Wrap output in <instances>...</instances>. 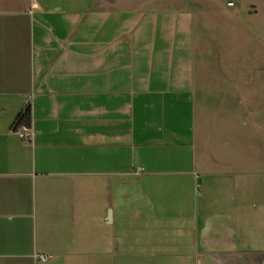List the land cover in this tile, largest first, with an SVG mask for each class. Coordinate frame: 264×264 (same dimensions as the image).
<instances>
[{
	"label": "crops",
	"instance_id": "obj_1",
	"mask_svg": "<svg viewBox=\"0 0 264 264\" xmlns=\"http://www.w3.org/2000/svg\"><path fill=\"white\" fill-rule=\"evenodd\" d=\"M194 1L0 0V264H264L258 65Z\"/></svg>",
	"mask_w": 264,
	"mask_h": 264
},
{
	"label": "rangeland",
	"instance_id": "obj_2",
	"mask_svg": "<svg viewBox=\"0 0 264 264\" xmlns=\"http://www.w3.org/2000/svg\"><path fill=\"white\" fill-rule=\"evenodd\" d=\"M189 8L198 16L200 45L218 59L217 49L233 48L241 62L258 65L260 95L264 97V0H195ZM230 57V55H226ZM250 68V66H249Z\"/></svg>",
	"mask_w": 264,
	"mask_h": 264
},
{
	"label": "built area",
	"instance_id": "obj_3",
	"mask_svg": "<svg viewBox=\"0 0 264 264\" xmlns=\"http://www.w3.org/2000/svg\"><path fill=\"white\" fill-rule=\"evenodd\" d=\"M30 108H31V99H28L26 101L24 109L22 110V114L29 112ZM13 130H14V133H16L23 142H26V143L32 142L33 136H34L33 132L28 125H25L21 122V116L16 121Z\"/></svg>",
	"mask_w": 264,
	"mask_h": 264
},
{
	"label": "trees",
	"instance_id": "obj_4",
	"mask_svg": "<svg viewBox=\"0 0 264 264\" xmlns=\"http://www.w3.org/2000/svg\"><path fill=\"white\" fill-rule=\"evenodd\" d=\"M23 121H24V123H26V124L29 122V113H27L25 117H22V118H21V122H22V123H23Z\"/></svg>",
	"mask_w": 264,
	"mask_h": 264
}]
</instances>
